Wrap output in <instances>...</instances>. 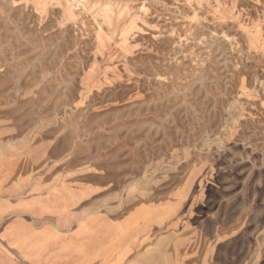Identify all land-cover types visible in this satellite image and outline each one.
<instances>
[{
    "label": "rangeland",
    "instance_id": "rangeland-1",
    "mask_svg": "<svg viewBox=\"0 0 264 264\" xmlns=\"http://www.w3.org/2000/svg\"><path fill=\"white\" fill-rule=\"evenodd\" d=\"M0 155L80 209L188 205L264 264V0H0Z\"/></svg>",
    "mask_w": 264,
    "mask_h": 264
},
{
    "label": "crops",
    "instance_id": "crops-1",
    "mask_svg": "<svg viewBox=\"0 0 264 264\" xmlns=\"http://www.w3.org/2000/svg\"><path fill=\"white\" fill-rule=\"evenodd\" d=\"M0 155V264H225L208 244L205 215L144 201L114 216L63 196L32 193ZM54 200H50V198Z\"/></svg>",
    "mask_w": 264,
    "mask_h": 264
}]
</instances>
